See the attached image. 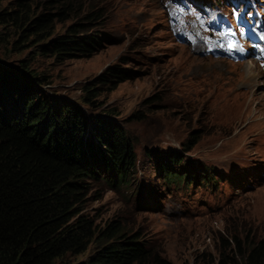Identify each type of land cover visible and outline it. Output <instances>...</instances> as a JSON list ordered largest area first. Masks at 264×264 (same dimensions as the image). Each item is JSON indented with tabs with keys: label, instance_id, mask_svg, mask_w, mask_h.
Returning a JSON list of instances; mask_svg holds the SVG:
<instances>
[{
	"label": "rangeland",
	"instance_id": "rangeland-1",
	"mask_svg": "<svg viewBox=\"0 0 264 264\" xmlns=\"http://www.w3.org/2000/svg\"><path fill=\"white\" fill-rule=\"evenodd\" d=\"M20 1L29 18L50 16L51 37L89 24L98 37L95 52L42 55L46 40L10 19L22 11L19 0H0V12L9 14L0 20V62L28 64L47 82L39 89L51 102L114 122L132 146L131 185L118 188L101 165L99 180L85 181L83 213L99 229L118 223L171 264H215L220 255L242 263L248 247L264 238V73L250 59L233 63L218 52L230 39L231 50L264 61V0ZM178 27L218 57L197 40L182 41ZM113 66L127 78L98 98L99 108L83 105L80 86ZM173 156L181 163L168 162ZM164 169L187 173L190 183L166 182ZM92 252L68 260L82 262Z\"/></svg>",
	"mask_w": 264,
	"mask_h": 264
},
{
	"label": "trees",
	"instance_id": "trees-1",
	"mask_svg": "<svg viewBox=\"0 0 264 264\" xmlns=\"http://www.w3.org/2000/svg\"><path fill=\"white\" fill-rule=\"evenodd\" d=\"M18 3L22 11L10 19L21 21L22 33L46 40L39 47L42 55L60 59L94 54L98 37L89 32V24L74 23L51 37L50 16L29 18L27 4ZM8 15L1 11L0 20ZM39 77L24 62L14 69L0 62V264H171L118 223L99 229L83 213L85 181L99 180L95 171L101 165L115 186L131 185L132 146L114 122L51 102L39 89L47 83ZM126 78L119 67H107L80 86L83 105L99 108L98 98ZM173 158L168 162L181 163ZM182 175L164 169L163 179L190 183L187 173ZM89 247L93 252L85 261L69 262ZM241 257L242 263L220 255L215 264H264V238Z\"/></svg>",
	"mask_w": 264,
	"mask_h": 264
},
{
	"label": "bare ground",
	"instance_id": "bare-ground-1",
	"mask_svg": "<svg viewBox=\"0 0 264 264\" xmlns=\"http://www.w3.org/2000/svg\"><path fill=\"white\" fill-rule=\"evenodd\" d=\"M239 54V53H238ZM251 77H253V78H255V80H257V78H258V73L256 74V73H253L252 75H251ZM258 81V80H257Z\"/></svg>",
	"mask_w": 264,
	"mask_h": 264
},
{
	"label": "snow or ice",
	"instance_id": "snow-or-ice-1",
	"mask_svg": "<svg viewBox=\"0 0 264 264\" xmlns=\"http://www.w3.org/2000/svg\"><path fill=\"white\" fill-rule=\"evenodd\" d=\"M261 39H264V36H261ZM232 47H234V45L229 44V48H232Z\"/></svg>",
	"mask_w": 264,
	"mask_h": 264
}]
</instances>
